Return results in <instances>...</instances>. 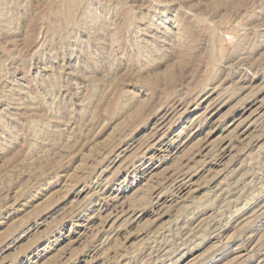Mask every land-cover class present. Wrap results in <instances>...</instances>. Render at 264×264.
<instances>
[{"label": "rangeland", "instance_id": "obj_1", "mask_svg": "<svg viewBox=\"0 0 264 264\" xmlns=\"http://www.w3.org/2000/svg\"><path fill=\"white\" fill-rule=\"evenodd\" d=\"M0 264H264V0H0Z\"/></svg>", "mask_w": 264, "mask_h": 264}, {"label": "bare ground", "instance_id": "obj_2", "mask_svg": "<svg viewBox=\"0 0 264 264\" xmlns=\"http://www.w3.org/2000/svg\"><path fill=\"white\" fill-rule=\"evenodd\" d=\"M75 1H76V0H75ZM215 98H216V97H215ZM206 106H207V104H206ZM206 111H207V110H206ZM212 112H214V111H212ZM202 115H203V114H202ZM202 115H201V116H202ZM201 116H200V117H201ZM159 124H160V123H159ZM167 125H168V124H167ZM165 132H166V131H165ZM162 133H163V132H162ZM184 183H185V182H184ZM182 184H183V183H182ZM188 184H189V183H188Z\"/></svg>", "mask_w": 264, "mask_h": 264}]
</instances>
